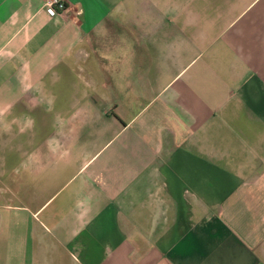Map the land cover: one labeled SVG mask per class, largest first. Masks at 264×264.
<instances>
[{
  "label": "crops",
  "instance_id": "crops-1",
  "mask_svg": "<svg viewBox=\"0 0 264 264\" xmlns=\"http://www.w3.org/2000/svg\"><path fill=\"white\" fill-rule=\"evenodd\" d=\"M0 0V264H264V0Z\"/></svg>",
  "mask_w": 264,
  "mask_h": 264
},
{
  "label": "built area",
  "instance_id": "built-area-1",
  "mask_svg": "<svg viewBox=\"0 0 264 264\" xmlns=\"http://www.w3.org/2000/svg\"><path fill=\"white\" fill-rule=\"evenodd\" d=\"M42 7L50 11H64L66 3L64 0H43Z\"/></svg>",
  "mask_w": 264,
  "mask_h": 264
}]
</instances>
